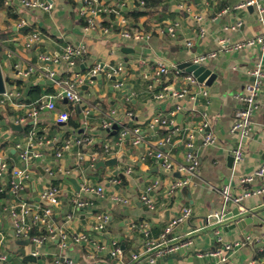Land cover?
I'll return each mask as SVG.
<instances>
[{
  "label": "crops",
  "instance_id": "crops-1",
  "mask_svg": "<svg viewBox=\"0 0 264 264\" xmlns=\"http://www.w3.org/2000/svg\"><path fill=\"white\" fill-rule=\"evenodd\" d=\"M47 1L53 5L50 12L26 10L19 0H3V7H0V44L4 47L0 53V65L6 90L17 94L5 105L0 104L1 120L18 123L22 128L31 122V127L40 131L41 139L46 142L41 159L33 162L27 176L21 178L22 191L18 196L13 195L10 189L6 190L9 175L4 173L0 177V192L5 189V196L0 195V252L8 255L4 264L25 262L14 261L17 239L5 208L8 209L18 200L26 202L29 207L44 205L40 199V190L44 186L54 185L52 182L55 180L58 181L55 186L60 190V205L52 220L57 228H64L68 232H86L95 243L104 242L107 245L103 233L93 227L94 215L97 212H106L108 217L114 215L121 228L108 231V236L117 240L124 254L128 255L142 240V233L131 228V223L135 220L147 222L150 236L155 238L181 207L189 206L192 209L191 216L177 225L166 236V240L176 242L190 238L192 244L184 250L158 259L154 264H247L251 259L264 264V193L252 195L242 202V216L250 217L251 220L241 228L228 229L235 215L224 218L220 224L213 218L222 209L221 186L229 183L233 193L240 192L246 184H241L239 179L261 162L264 163V87L259 95L261 108L253 116L251 133L243 137L230 132L238 106V95L252 79L249 71L260 60L261 48L253 45L231 52L226 51L220 43L221 39H225L224 44L229 45L264 32V25L257 21L256 8H235L243 0H161L159 4L146 7H139L135 1L126 7L121 5L120 0H110L114 11L104 18L102 28L84 32L80 0H74V3L67 0ZM259 1L264 4V0ZM6 8H10L17 18L8 17ZM133 8L146 12L134 20L125 15L126 11ZM195 15H200L201 20L196 22ZM21 20L26 22L27 29H17ZM169 28H172V32ZM134 29L146 32L147 39L134 42L121 37V32ZM34 30L40 31L41 40L33 46L25 47L23 43L26 34ZM187 42L191 44L187 45ZM63 43L82 44L85 48L84 57L77 59L75 70L84 72L96 63L107 66V71L120 65L122 86H115L118 77L112 79V74L107 75L102 71L98 73L100 77L79 84L81 104L57 100L56 107L66 110L70 118L77 122L76 127L67 122L57 123L56 111L45 108L39 110L34 119L27 117L25 121L17 122V119L27 115L38 100L21 102L30 97L29 87L38 85L42 95L52 93L57 88L56 81L52 84L44 83L47 78L38 74L20 77L18 69L38 66L40 52L58 57ZM124 47L132 48L134 52L125 53ZM210 51L217 53L206 64L216 73L212 83L207 86L197 80L189 84L183 81L181 76L187 72L178 65L191 62L193 56ZM2 53L7 58H2ZM160 61L175 65L181 71V76L173 69L160 81L152 80ZM45 65L58 75L59 80L67 76L68 70L63 62L49 61ZM82 85L87 87L81 88ZM185 87L188 89L185 96L179 98L174 94ZM203 90L207 91L205 95L201 94ZM157 93H161L162 98H155ZM6 107L11 113L5 110ZM176 107H179L178 110H175ZM84 109L88 110L86 117ZM172 111H175L173 119L181 133L175 135L170 143L158 145L168 135H164L163 130L168 129L154 123V118L159 114L168 117ZM84 118L86 122H83ZM106 118L113 119V123L118 126L129 123L139 127L142 140L133 144L132 134L128 132L121 140H117L119 135L114 138L111 129L102 128V120ZM201 124H205L204 128L198 129ZM188 131L195 134L192 151L199 165L192 183L178 188L168 197L164 195L168 184L180 177V174L175 169L164 171L162 160L148 153L160 149L173 164L183 163V134ZM206 132L215 136L213 144L204 142ZM24 135L23 130L13 131L7 124L0 123V161L11 169L23 166L15 144ZM76 135L86 136L90 140L86 151L96 150L95 145H109L111 151L108 158H117V164L95 168V163L91 166L86 159L79 163L74 147L57 158L54 155L56 146L64 138ZM238 144L242 150V159L235 162L232 150ZM228 156H233L230 163ZM104 159L107 158L101 157L99 160ZM47 167L54 169V177L47 175ZM114 170L123 173V177L113 174ZM67 171L68 174L65 173ZM70 177L79 186L85 182L103 184L106 193L104 196L82 193L79 197L74 184L69 181ZM111 177L119 180L124 178L126 184L120 186V182L111 187L107 183ZM147 188H150L155 201L154 211L147 209L141 200ZM114 193L127 197L129 202L126 205L114 202ZM78 197L83 206L74 209L73 199ZM235 207L234 204L228 205L225 214L232 212ZM166 211L168 219L164 220L162 215ZM70 213L73 217L68 219L66 216ZM216 228L219 229L220 242L213 232ZM242 241L245 244L229 251L227 260L223 262L218 256L207 254L217 246ZM40 250L39 256L43 257L31 264H63L61 260L56 263L55 242H48ZM108 250V247L103 250L93 247L90 253L82 244H71L64 254L71 257L74 264H118L117 258L109 257Z\"/></svg>",
  "mask_w": 264,
  "mask_h": 264
},
{
  "label": "built area",
  "instance_id": "built-area-1",
  "mask_svg": "<svg viewBox=\"0 0 264 264\" xmlns=\"http://www.w3.org/2000/svg\"><path fill=\"white\" fill-rule=\"evenodd\" d=\"M110 0H80L82 11V24L84 32H90L97 28H102V21L111 12L114 11L112 5L109 3ZM136 2L139 7L145 6V0H120L121 5L126 6L131 2ZM20 5L26 10H42L43 12H50L53 8L51 2L47 0H19ZM185 6V5H184ZM247 6H253L257 11V21L264 25V4L259 0H243L238 3L235 8H245ZM189 10L188 6H185ZM195 21H200L201 16L195 15ZM26 22L21 20L18 22L17 26L21 27L25 25ZM172 32V28H169ZM121 37L125 40H132L134 42L144 41L147 39L148 35L146 32L134 29L125 30L121 32ZM42 38V34L38 30L30 31L26 34L24 38V46L30 47L39 42ZM221 45L226 51H238L244 47H249L257 45L261 48V57L253 68L249 71L251 76V81L246 85L243 92L238 95V106L235 110L233 123L230 128L231 133H236L240 136L247 137L252 131V120L253 116L260 110L261 104L259 101V95L261 94L264 87V32L255 35L253 37L232 42L229 45H225V39L220 40ZM191 42H187L190 45ZM85 53V48L82 44H70L63 43L61 46V51L58 57H51L45 52H40L38 54V66H29L25 69H18V74L20 77L26 78L32 74H38L39 76L47 79H53L55 72L50 70L45 63L46 62H63L67 68V76L61 80H57V88L54 92L42 95L36 103L28 110L27 115L24 118H19L17 122H23L27 117L35 118L38 111L41 109H48L56 111L55 121L57 123H65L69 118V114L64 109H58L56 107L57 100H64L71 102L73 104H81L82 96L78 88L79 84L85 81H91L92 77L96 76L99 72H105L107 75H120L118 79L115 80V86L121 87V70L120 65L112 67L110 70H103V65L96 63L89 67L84 72L75 70L77 67V59L82 57ZM216 52L210 51L193 56L191 62L199 65L208 64L215 56ZM175 70L178 75L181 76V71L175 65H169L164 61H160L157 64L156 69L153 72L152 80L160 81L161 78L165 77L169 71ZM182 80L187 84L194 83L196 78L191 73H183L181 76ZM188 92L187 87L175 92L174 94L179 98L186 95ZM206 90H203L201 94L205 95ZM17 94L12 90H5L4 93L0 94V104L3 106L8 100H11ZM155 98H162L161 93L155 94ZM176 107L175 110H178ZM84 116L86 117L88 110H83ZM114 113V111H113ZM175 111H172L168 117L157 115L154 118V123L162 125L169 130L167 136H165L158 145H165L170 143L173 137L181 132L176 127L173 115ZM83 122H86L85 118ZM113 124V119H103L101 126L104 129H111ZM205 124H201L198 129H203ZM36 129L31 127L27 133L23 136V139L15 144V149L18 153V158L21 160L23 166L21 168L12 169L11 174L13 175L12 181L10 182V190L13 195L18 196V193L22 191L21 178L27 176V171L29 166L36 160L42 157V148L45 143L41 138H37ZM128 132L132 134V143L137 144L142 140V135L140 134L139 127H134L128 129L124 127L117 140H121L123 136ZM183 138L184 147V161L181 164H173L169 159V156L164 153L163 150L156 149L154 152H149L148 154H153L157 158L162 159V168L164 171H171L173 169L177 170L180 177L170 182L164 192L165 196L172 195L178 188L188 186L192 183V177L195 174L197 167L199 165L197 156L193 153L192 149L195 141V134L192 131L185 132ZM204 142L206 144H213L215 142V136L206 132L204 135ZM90 140L86 136L76 135L72 138H64L60 144L55 148L54 155L57 158H61L65 151L71 148H76L75 155L77 157V162L82 163L85 159L89 165H94L97 160L103 158H108L111 151L109 145H103L102 152L97 150L86 151V147H89ZM235 162H239L242 159V150L240 144L232 150ZM78 163V164H79ZM8 167L3 161H0V177L6 173ZM47 175L50 177L55 176L54 169L51 167L45 168ZM129 172V169H127ZM68 174L69 172H65ZM18 178L19 182L15 179ZM241 184H246L240 192L233 193L229 183L223 184L220 188V193L222 196V209L216 214L215 222L220 224L223 222V216L225 210L230 204H234L240 208L239 211L243 213L244 208L242 207V202L252 196L264 193V163L261 162L256 166L250 173L243 175L239 179ZM108 185L113 187L120 183V180L116 177H111L107 181ZM91 194L94 196H104L106 193V187L103 184H93L89 182L82 183L80 185V190L78 196L81 194ZM60 190L55 185H47L40 190V199L43 201L42 206L29 207L26 202L22 200L15 201L10 205V207L5 210L9 213V218L13 228L14 236L17 240L29 238V244L26 248V252L34 256H39L41 254V246L47 244L48 242H55L57 247L56 253V263L60 260L63 264H74V260L68 257L64 252L69 248L71 244H82L88 252L91 253L93 247L103 250L108 247V255L110 258L118 259V264H154L158 259L163 258L167 255L174 254L178 251L188 248L192 241L190 238H183L176 242H168L166 236L179 224L187 220L191 214L192 209L189 206L181 207L177 213L166 223L162 231L157 237H151L149 233V226L147 222L139 223V231L142 233V240L139 246L135 250H132L128 255L124 254L121 245L117 240L104 234V227L108 221V213L97 212L94 215L93 227L97 231H102L103 237L107 239V245L102 242L95 243L93 239L90 238L89 234L86 232H68L64 228H57L53 223V215L58 211L60 205ZM73 199L74 209H78L83 206L81 199ZM114 202L122 205H126L129 199L123 195L114 193L112 195ZM141 200L147 209L154 211L156 209L155 201L150 194V188H147L145 192L141 195ZM68 219L72 218L73 215L67 214ZM134 222L130 224L131 228H134ZM218 227V226H217ZM34 229V232H32ZM28 232H30L28 234ZM214 234L218 242L221 241L219 236V229H215ZM247 239V238H246ZM245 242L240 243H226L217 246L207 254L218 256L220 261L227 260L228 252L233 250L236 246H242ZM8 260V255L4 252H0V264H4ZM97 264V263H96ZM247 264H260L255 259H251Z\"/></svg>",
  "mask_w": 264,
  "mask_h": 264
},
{
  "label": "water",
  "instance_id": "water-1",
  "mask_svg": "<svg viewBox=\"0 0 264 264\" xmlns=\"http://www.w3.org/2000/svg\"><path fill=\"white\" fill-rule=\"evenodd\" d=\"M251 8V6L249 7ZM28 28V25L25 24L21 27H18L17 29L18 30H25ZM123 51L125 53H133L134 50L132 48H129V47H124L123 48ZM1 57L2 58H7V55L5 53H2L1 54ZM127 60V58H126ZM103 65V64H102ZM179 68H183L186 72L188 73H191L197 81L209 86L212 81L214 80V78L216 77V73L213 72L211 69H209L207 66L205 65H199V64H196V63H192V62H182L178 65ZM107 69V66H103V70H106ZM97 77H100V74H97L96 76L92 77V79H95ZM116 77H120L119 75L118 76H114L112 75V79H116ZM59 79L58 75H55L53 77V79H47V80H44L43 82L44 83H49V84H52L54 83V81H57ZM87 87V85H82L81 88H85ZM6 90V86H5V79L3 77V73H2V69H1V65H0V94L4 93ZM179 116L181 115V113L178 114ZM0 123L2 125H5L7 124L11 130L13 131H22V127L20 124L18 123H14V122H5L4 120H1ZM31 123V122H30ZM118 128V125L117 123H113L112 124V127H111V132L112 133H115L116 130ZM154 159V157H153ZM159 161H161L162 159L161 158H157ZM233 160V156H228V162L230 163L231 161ZM117 164V158L115 157H111V158H107V159H104V160H97L96 163H95V168H98L99 166L100 167H105L106 165H116ZM113 174H116L120 177H123V173L121 172H118L117 170H114L113 171ZM16 182H19V179L16 178L15 179ZM69 181H71L77 192H79L80 190V186L76 183L75 179L73 177H70L69 178ZM167 211L164 212V214L162 215V218L164 220H167ZM233 215H235L236 217L234 218V220L232 221V223L228 226V229L230 228H234V227H238V228H241L243 227V225L246 223V222H249L251 220L250 217H243L242 216V212L238 210L237 207H235L233 209L232 212H228L226 213L223 218H230L232 217ZM214 220H216V215L213 216ZM30 232H28L29 234ZM16 244L18 245V248L16 250V257L14 258V261L16 262H22V261H28V262H33V261H36L37 259L43 257V256H34L30 253H27L26 252V248L25 246H27L29 244V238H24V239H19V240H16Z\"/></svg>",
  "mask_w": 264,
  "mask_h": 264
},
{
  "label": "trees",
  "instance_id": "trees-1",
  "mask_svg": "<svg viewBox=\"0 0 264 264\" xmlns=\"http://www.w3.org/2000/svg\"><path fill=\"white\" fill-rule=\"evenodd\" d=\"M68 2H70V3H74V0H67ZM145 6L144 7H146V5H154V4H159L160 2H161V0H145ZM0 7H3V0H0ZM144 10V9H143ZM6 14H7V16L8 17H12V18H17V15L16 14H13V13H11V10H10V8H6ZM146 12V10H144V11H139V10H136L135 8H133V9H130V10H128V11H126V13H125V15L126 16H129V17H132L134 20H136L140 15H142V14H144ZM1 39V38H0ZM3 49H4V47L2 46V44H0V53L3 51ZM84 57V56H83ZM10 82H13V81H11V80H9ZM16 83L17 84H20V82H18V81H16ZM51 91V90H50ZM28 94L30 95V97L29 98H26V99H24L23 101H21V102H26V103H29V102H31V101H33V100H36V99H39L40 97H41V91H40V88H39V86L38 85H34V86H31V87H29V90H28ZM5 105V104H4ZM5 110H7L8 111V113H11V111H9V109L6 107L5 108ZM13 114V113H12ZM3 118V116H1L0 115V120ZM68 124H71L72 126H74V127H76L77 126V122H74L71 118H70V116H69V118L67 119V121H66ZM31 123L30 122H28L26 125H25V127L22 129L23 130V132H24V134H26L27 133V130L31 127ZM123 126H126L128 129H132L134 126L133 125H131V124H129V123H124V124H121V125H119L118 126V128H117V131L112 135L114 138H116L119 134H120V131H121V129H122V127ZM168 132H169V130H163V134L164 135H167L168 134ZM36 136H37V138H41L42 136H41V132L40 131H36ZM2 144V143H1ZM90 146V145H89ZM94 148L98 151V152H102V149H103V145H95L94 146ZM11 168L10 167H8V169H7V171H6V173H7V175H9V183L6 185V190L7 189H9V187H10V182L12 181V176H11ZM57 182L58 181H53L52 182V184H54V185H57ZM120 186H123V185H125L126 184V180L124 179V178H121V180H120ZM5 189H3V192H0V195H3V196H5ZM18 195H19V193H18ZM117 221H118V218L117 217H115L114 215L112 216V217H108V221H107V223L105 224V227H104V234L106 233V232H112V231H115L116 229H120L121 227H119L118 226V223H117ZM119 222V221H118ZM139 223H140V221L139 220H135L134 221V224H135V226H134V230L137 232V233H139ZM32 232H34V229H32ZM102 232V231H101ZM126 248H127V246L124 248V250H126Z\"/></svg>",
  "mask_w": 264,
  "mask_h": 264
},
{
  "label": "rangeland",
  "instance_id": "rangeland-1",
  "mask_svg": "<svg viewBox=\"0 0 264 264\" xmlns=\"http://www.w3.org/2000/svg\"><path fill=\"white\" fill-rule=\"evenodd\" d=\"M23 264H31V263H30V262H26V261H25Z\"/></svg>",
  "mask_w": 264,
  "mask_h": 264
}]
</instances>
